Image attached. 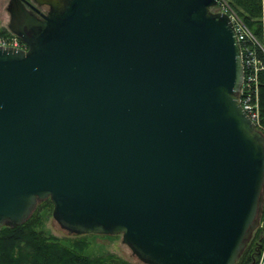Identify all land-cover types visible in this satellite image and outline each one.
Here are the masks:
<instances>
[{
    "label": "water",
    "instance_id": "1",
    "mask_svg": "<svg viewBox=\"0 0 264 264\" xmlns=\"http://www.w3.org/2000/svg\"><path fill=\"white\" fill-rule=\"evenodd\" d=\"M216 3L8 1L27 48L0 47V229L49 199L61 229L121 235L142 264H236L262 211L264 134Z\"/></svg>",
    "mask_w": 264,
    "mask_h": 264
},
{
    "label": "trees",
    "instance_id": "2",
    "mask_svg": "<svg viewBox=\"0 0 264 264\" xmlns=\"http://www.w3.org/2000/svg\"><path fill=\"white\" fill-rule=\"evenodd\" d=\"M230 4L250 26L252 19L257 18L261 12V0H231ZM252 28L256 33L259 32L258 29ZM258 82L260 114L264 125V70L259 72ZM44 209H52L49 199L40 202L23 224L1 227L0 264H127L113 260L112 256L89 257L83 253L86 246L83 241L66 245L45 234L38 228L42 222L39 213ZM261 217L264 220V205ZM260 232L259 229L255 230L236 264H253L255 255L258 249L260 250L259 246L264 242V236Z\"/></svg>",
    "mask_w": 264,
    "mask_h": 264
},
{
    "label": "rangeland",
    "instance_id": "3",
    "mask_svg": "<svg viewBox=\"0 0 264 264\" xmlns=\"http://www.w3.org/2000/svg\"><path fill=\"white\" fill-rule=\"evenodd\" d=\"M8 1L9 0H0V37H7V35L11 33L7 27L9 20V14L6 10ZM29 1L32 2V0ZM232 9L237 14L236 10L233 7ZM46 10L47 8L45 6L41 8V11L43 12H46ZM262 11H264V1L261 0L260 15L257 18L252 19L251 26L245 23V20L242 18V16L238 14L237 16L246 25V27L249 30L254 31V29L252 28L254 27L255 30L258 29L259 31H261L262 21L264 17L262 16ZM254 35L256 41L260 45L263 44L264 38H262L261 33L254 32ZM262 126L264 129L263 124ZM263 129L262 130L258 129V130L264 134ZM263 205H264V194H263ZM263 205H262V210H263ZM261 214H260L259 224L255 230L259 229L261 231L260 233H262V235L264 236V220L261 219L262 218ZM39 215L42 218L41 225L38 227L40 230H42L45 234L60 240V242L66 245L83 241V243L86 244V246L83 248L84 255H87L89 257L112 256L113 260L123 261L126 262L127 264H142L139 260H137V258L134 255H132L130 249L125 244L122 243L121 235H97V234L73 235V234H69L68 232H66L65 230L59 227L57 222L52 217V209L41 210ZM255 230L253 231L251 238L254 235ZM259 247L260 250L258 249V252L255 255V259L252 262L253 264H264V242Z\"/></svg>",
    "mask_w": 264,
    "mask_h": 264
},
{
    "label": "built area",
    "instance_id": "4",
    "mask_svg": "<svg viewBox=\"0 0 264 264\" xmlns=\"http://www.w3.org/2000/svg\"><path fill=\"white\" fill-rule=\"evenodd\" d=\"M230 1L217 0V3L210 10L215 13L226 14L233 25L240 46L243 68L238 101L256 128L262 130L263 126L261 123L258 97V75L260 71L264 70V42L260 45L256 41L255 31L249 30L239 19L231 7ZM262 16H264V11H262ZM259 32L262 38H264V17L261 31ZM0 47H12L24 50L27 48L21 39L13 33H9L7 37H0Z\"/></svg>",
    "mask_w": 264,
    "mask_h": 264
},
{
    "label": "flooded vegetation",
    "instance_id": "5",
    "mask_svg": "<svg viewBox=\"0 0 264 264\" xmlns=\"http://www.w3.org/2000/svg\"><path fill=\"white\" fill-rule=\"evenodd\" d=\"M42 7H44V6H42ZM42 7H38V8L41 10Z\"/></svg>",
    "mask_w": 264,
    "mask_h": 264
}]
</instances>
